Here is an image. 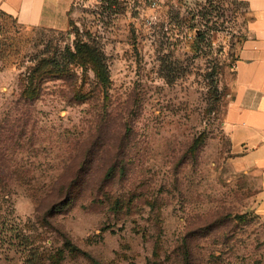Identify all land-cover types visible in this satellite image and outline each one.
Wrapping results in <instances>:
<instances>
[{"label":"rangeland","instance_id":"374dc122","mask_svg":"<svg viewBox=\"0 0 264 264\" xmlns=\"http://www.w3.org/2000/svg\"><path fill=\"white\" fill-rule=\"evenodd\" d=\"M250 19L240 0L73 6L66 30L0 14V264H264L260 172L225 129ZM45 58L70 72L27 99Z\"/></svg>","mask_w":264,"mask_h":264},{"label":"crops","instance_id":"0c3cea01","mask_svg":"<svg viewBox=\"0 0 264 264\" xmlns=\"http://www.w3.org/2000/svg\"><path fill=\"white\" fill-rule=\"evenodd\" d=\"M251 19L235 64L232 99L225 115L231 140L248 149L264 192V0H240ZM74 0H0V11L33 28L66 30Z\"/></svg>","mask_w":264,"mask_h":264},{"label":"trees","instance_id":"16d2710c","mask_svg":"<svg viewBox=\"0 0 264 264\" xmlns=\"http://www.w3.org/2000/svg\"><path fill=\"white\" fill-rule=\"evenodd\" d=\"M0 14L8 19H14L10 15L0 11ZM16 20V19H14ZM17 21V20H16ZM18 22V21H17ZM19 23V22H18ZM22 29L33 28L27 27L25 25L19 24ZM1 30H4L3 28ZM33 30H35L33 28ZM3 31H1L2 33ZM0 41V57L6 56L7 51L3 49ZM71 61H75L76 64L84 67L90 64L91 70L95 73L101 86L106 87L109 84V72L107 66L104 64V57L97 53V50L91 48L90 46L79 43L75 47V53H69L68 58ZM30 72L28 73V80L22 91V96L27 99H35L40 93L41 83L45 80V77L52 76L54 78H59L69 74L68 65H59L58 62H51L49 59L45 58L40 60L34 66L30 67ZM65 246L68 247L71 253L79 252V250L69 241L65 240ZM32 252V251H30Z\"/></svg>","mask_w":264,"mask_h":264},{"label":"built area","instance_id":"2783aa9c","mask_svg":"<svg viewBox=\"0 0 264 264\" xmlns=\"http://www.w3.org/2000/svg\"><path fill=\"white\" fill-rule=\"evenodd\" d=\"M115 0H74L73 6L74 7H84V8H98L102 6H113ZM152 7H156V3L152 4Z\"/></svg>","mask_w":264,"mask_h":264}]
</instances>
